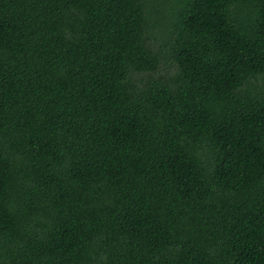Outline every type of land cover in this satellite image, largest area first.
I'll use <instances>...</instances> for the list:
<instances>
[{"label":"trees","instance_id":"obj_1","mask_svg":"<svg viewBox=\"0 0 264 264\" xmlns=\"http://www.w3.org/2000/svg\"><path fill=\"white\" fill-rule=\"evenodd\" d=\"M0 264H264V0H0Z\"/></svg>","mask_w":264,"mask_h":264}]
</instances>
